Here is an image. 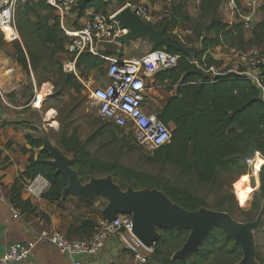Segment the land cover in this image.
I'll return each instance as SVG.
<instances>
[{"label":"trees","instance_id":"16d2710c","mask_svg":"<svg viewBox=\"0 0 264 264\" xmlns=\"http://www.w3.org/2000/svg\"><path fill=\"white\" fill-rule=\"evenodd\" d=\"M220 1L199 0V16L183 17L181 22L187 23V30L192 33V39L187 43L168 32L177 25V21L162 19L151 24L155 28H162L165 35L194 47L190 55L163 45L152 48L178 55L174 67L160 70L153 75L154 81L165 85L167 92L172 91V94L166 95L159 107L154 110L157 118L169 128L171 137L168 143L152 150V160L168 163L181 174L192 175L199 185H205L215 182L220 174L235 173L238 176L247 174L249 169L246 160L258 153L262 162L256 164L259 180V186L254 192L253 204L256 206L257 202L264 200V19L254 21L249 29H245L241 22L231 24L222 22L217 17ZM106 7L107 2L104 0H77L72 10H76L80 15L85 9L92 8L94 12L101 11L107 15L109 13L106 12ZM257 11L264 13V0ZM53 13V9L44 0H24L23 4L17 2L14 14L16 29L19 36L24 39L28 53L26 55L22 48L18 47L16 61L27 73L30 68L36 70L37 67H42L40 56L37 61L34 60L30 41L34 39L37 45L45 48L51 46L56 52L63 50V44L68 46L71 40L62 30L57 15ZM112 47L113 44H106L105 51L97 50V55L88 50L80 52L75 61L76 70H96L99 77H104L105 66L108 63L105 57L118 59L117 55L111 52ZM215 47L227 51L235 50L238 57L247 53L250 47L255 49L259 47L256 50L260 62L256 65L253 75L247 74L245 67L242 66L235 70L227 66L212 75L209 68L218 69L222 64V60L212 56V49ZM113 55L115 57H112ZM53 75L54 85H61L68 90H79L75 76L62 72L61 65ZM80 76L82 77L81 74ZM95 121L98 125L93 137H102L106 132L113 141L126 143V136L120 128L98 117ZM25 137L29 146L39 149V152L36 159L32 156L29 158L25 170L10 186L9 199L21 211L32 213L34 208L31 202L28 199L23 200L20 196L25 184L41 176L48 182V187L40 194V198L59 205L64 201L60 200V194L66 180L45 162L48 155L40 150L41 143L34 139V135L26 134ZM93 137L82 141L76 128H73L70 134L63 135L55 141L73 158V167L83 181L88 180L91 175L102 176L112 173L115 181L123 188L128 184L135 188H157L187 210H196L200 206L210 208L205 197L184 187L143 175L114 162L102 161L87 147L88 140ZM116 178L124 181L126 186L124 187ZM92 202L84 205L90 206ZM215 210L229 213L225 209ZM80 217L82 219L78 226H70L68 233L72 230L74 235L92 236L98 225L97 220L90 215ZM187 233L184 229L161 230V236L152 248L149 263L234 264L241 257L240 248L220 230L214 229L192 256L172 260L171 254L176 249L169 254L166 251L167 247L171 242L182 244ZM223 253L228 257L225 260H218V255Z\"/></svg>","mask_w":264,"mask_h":264},{"label":"built area","instance_id":"2783aa9c","mask_svg":"<svg viewBox=\"0 0 264 264\" xmlns=\"http://www.w3.org/2000/svg\"><path fill=\"white\" fill-rule=\"evenodd\" d=\"M18 1L0 0V31L4 36L2 31L4 27H9L17 33L14 14ZM44 1L57 15L65 35L71 38L67 46L70 59L66 60L62 67L64 72L72 73L76 77L78 76L75 61L80 52L88 50L97 55L95 44L115 42L116 37L125 32V29H122L114 20L113 13L105 15L101 11H93L88 21L80 29L67 31L62 22L76 5L77 0ZM192 1L198 2L199 0ZM120 2L121 6L129 7L143 22L149 24L155 22L154 15L146 4L131 0H120ZM259 3V0H240L239 6H237L234 0H229L227 6L241 15L240 22L245 29H249L254 22ZM105 58L108 60L106 66L108 81L89 87V97L95 106L97 117L120 128L124 135H130L136 144L144 148L154 150L168 143L171 137L169 128L157 118L146 103L147 90L149 89L146 80L160 70L174 67L178 55L161 49L148 51L131 60ZM239 60L253 70L260 62L257 50L242 54L239 56ZM213 69L210 67L209 71L211 70L212 73ZM12 70L13 68H8L6 72L10 73ZM34 93L33 101L36 91ZM33 101L32 106H34ZM5 104L7 103L5 102ZM47 187L48 182L38 176L25 184L24 191L30 198H39ZM97 224L96 231L88 241L68 239L58 231L40 232L37 234V241L47 242L67 255L69 257L67 264H85L74 256L81 253L94 255L111 234H117L124 247L135 254L142 263L147 260L143 252H152L131 233V216L129 214L118 213L112 221L99 218ZM32 255V246L15 241L10 243L0 256V264L26 262Z\"/></svg>","mask_w":264,"mask_h":264},{"label":"crops","instance_id":"0c3cea01","mask_svg":"<svg viewBox=\"0 0 264 264\" xmlns=\"http://www.w3.org/2000/svg\"><path fill=\"white\" fill-rule=\"evenodd\" d=\"M104 1L107 2L105 10L109 14L113 13L121 6L120 0ZM131 1L146 4L154 15V23L164 19L172 22L177 21V24H179L185 15L191 18H197L200 12L198 6L199 2L192 0ZM227 1L229 0L220 1L217 8V17L222 22L229 24L240 22L241 15L231 10L227 6ZM234 2L238 6L240 0H234ZM259 5H261V0ZM92 12L93 9L88 8L79 15L76 10H71L64 17L62 25L67 31L78 30L88 21ZM260 13L262 14V18H264L263 12H256L254 21L259 20L258 17L259 15L261 16ZM175 30L174 26L168 32L174 33ZM106 44H113L111 52L117 55L116 57H118V60L138 58L152 50L154 46L150 39L141 37L122 45L116 42L97 43L95 44L96 51H105ZM216 48L221 49L220 47L212 49L213 58L222 60L221 66L223 65V68L230 65L233 66L232 63L227 65L228 62H226L225 57L223 54L219 53V51L215 53ZM228 53L229 55L236 56L237 61H239V57L235 50H230ZM115 55L112 57H115ZM90 71H94L97 74L96 70ZM95 73L87 77L85 81L87 85L93 86L99 84L97 81L98 78L102 83L108 81L106 75L104 77H99L95 75ZM22 77V74L18 72L16 76L7 78L5 81L8 82H4L5 87H3L2 84L3 77L0 78V256L10 243L18 241L25 245L32 246L33 255L26 262H12L10 264H67L69 262V257L61 253L51 244L44 241H37V234L43 231H58L70 239L88 241L91 236L74 235L72 230L68 233V229L70 226H78L79 221L82 219V217L78 215H90L93 219L98 221V212L102 208L103 200L105 201V199L102 197L97 198L92 202L95 206V210H93V212L82 213L79 212L77 208L80 207L81 203L83 205L85 203L77 201L72 196H67L65 198L66 200L64 199V201L58 205V203H50L40 197L35 199L28 197L27 193L24 191V185L20 191V196L23 200L28 199L31 202L34 212H23L11 203L9 199L10 186L18 175L25 170L29 158L32 156L33 159H36L39 152V149L29 146L25 137L26 134L31 133L29 127L32 124H27L25 122H31L32 118L26 117L30 110L34 109L31 103L33 101L32 98H34L33 94L35 93H33L28 86L24 90L25 94L30 93V99L26 100L24 103L22 101L18 103V100L12 97L13 91L23 86ZM147 80H149L153 86L155 84H160L154 81L153 76L147 78ZM171 94L172 91H168L167 95ZM5 102L7 104H5ZM151 110L154 112L153 109ZM70 199L74 200L77 204H71ZM74 257L80 259L85 264H144L135 254L124 247L117 234L108 236L94 255L81 253ZM147 261H149V259Z\"/></svg>","mask_w":264,"mask_h":264},{"label":"rangeland","instance_id":"374dc122","mask_svg":"<svg viewBox=\"0 0 264 264\" xmlns=\"http://www.w3.org/2000/svg\"><path fill=\"white\" fill-rule=\"evenodd\" d=\"M19 1L22 4L24 3V0ZM258 12L260 11H257V13ZM43 14L44 12L42 13V16ZM258 18L264 19L262 18V14L261 16L259 15ZM50 22H52V20ZM175 29L174 33L169 34L177 36L179 39H183L186 43L192 39V33L189 30H186L188 29L187 23L181 22L175 26ZM15 39L16 38L14 37L4 36L0 31V78L3 77V87H5L4 82H8L5 81L7 78L16 76L19 72L23 76V86L18 87V89L12 93V97L18 100V103H21V101L24 103L26 100L30 99V93L25 94L24 90L28 86L31 88L33 93L34 90L36 92H40L41 89H44L42 99L36 102L37 105L33 107L34 109L30 110L26 118L40 119L44 128L54 141L58 140L63 135L70 134L73 128H76L82 141H86L88 137H93L94 131L98 125L95 121L97 115L95 106L89 97V87H91V85H87L85 81L89 75L94 74L95 72L77 70L78 77L73 74L75 76V80L79 83L78 91L73 89L68 90L61 85H54L52 83L55 78L53 74L58 70L60 65L62 72H64L62 65L66 60L70 59L66 44H63V50L55 52L51 46H49L50 48H45L42 45H37L34 39L30 41V50L34 54V60L37 61L40 56L42 59V64L40 65H42V67H37L36 70H32L30 68V71L27 73L18 64L16 59L19 53L18 47H21L22 51L26 53V55L28 53V49L25 46L24 39L19 36V34L18 38L16 40ZM186 46H190V44H186ZM256 49H259V47ZM256 49L250 47L248 51ZM215 50V53L219 51V53L223 54L226 62H228L227 65L232 63L233 66L230 65V68L233 67L232 69H236L242 66L245 67L247 73L250 75L254 74V70L252 68L239 62L240 60L237 61L236 56L229 55L226 49L216 48ZM8 68H13L12 72L7 73L6 70ZM220 69H223V65L219 66L218 69L214 68L211 74H216ZM95 75L98 74L95 73ZM146 85L149 88L147 90L146 103L148 107L155 110L159 107L161 101L168 94V92L163 84H155L153 86L149 80H146ZM50 109L54 111L53 117L51 120H46L45 113ZM25 123L28 124L29 122ZM29 128L31 130L30 134L38 133L35 126ZM121 135H119V137ZM125 136V139L127 140L126 143L123 142L120 144L118 141L110 139L109 135L104 132L102 137L95 136L88 140L87 147L93 155L102 161L114 162L116 164L129 167L143 175H148L161 181H166L169 184L184 187L199 196H203L211 209L216 208L228 210L231 216L239 222L249 221L255 218L261 204V202H257L256 206L253 204L255 202L254 192L259 186L257 176L258 167L256 168V164H260L262 162L258 153H256L252 158L246 160V164L249 169L247 174H243L241 176H238L235 173L220 174L219 178L215 182L211 184L199 185L192 175H183L168 163L153 162L152 149L139 146L133 141L130 135ZM241 177L249 178L248 184L251 189L248 204L244 207L241 206L233 188L234 182ZM116 179L124 187L126 186L124 181H121L119 178ZM137 185L139 186V184ZM31 198L35 199L34 197ZM70 202L71 204H77L74 200H71ZM104 204L105 201L103 200V205ZM77 209L79 212L87 213L93 212V210H95V206L93 204L90 206L80 204V207ZM255 238L257 243L258 260L261 264H264V218L260 227L255 232ZM179 246H181L180 242H171L166 251L171 254L175 249L179 248ZM143 254H145L147 260L150 259V252L144 251ZM227 257L226 253H223L222 255L219 254L218 260H225ZM147 260L144 261V264L149 263ZM207 264L213 263L210 262Z\"/></svg>","mask_w":264,"mask_h":264},{"label":"water","instance_id":"95a60500","mask_svg":"<svg viewBox=\"0 0 264 264\" xmlns=\"http://www.w3.org/2000/svg\"><path fill=\"white\" fill-rule=\"evenodd\" d=\"M113 14L114 20L125 29V32L115 39L120 45L147 37L154 46L174 48L186 55H190L194 50V47L184 45L179 39L165 35L162 28H155L143 22L127 6H120ZM97 81L102 84L99 78ZM31 123L38 131L34 139L41 143L40 150L48 155L45 162L66 180V185L61 189L60 200L72 196L77 201L89 203L99 197L104 198L105 204L99 210V217L112 221L118 213L129 214L131 233L150 250L160 238L161 230H186L187 236L181 246L171 254L172 260L192 256L210 232L216 229L240 248L241 257L234 264H260L255 232L264 218V200L254 219L239 222L226 211L205 206L187 210L157 188H135L130 184L123 188L115 181L112 173L91 175L88 180L83 181L73 167V158L51 139L42 121L32 118Z\"/></svg>","mask_w":264,"mask_h":264},{"label":"bare ground","instance_id":"6f19581e","mask_svg":"<svg viewBox=\"0 0 264 264\" xmlns=\"http://www.w3.org/2000/svg\"><path fill=\"white\" fill-rule=\"evenodd\" d=\"M2 31L4 32L5 36L8 37H14L17 38L18 34L14 31L11 30L9 27H4L2 29ZM43 90L41 89L40 92H37L35 95V100L33 101L34 107L37 105L36 102L40 101L43 97ZM53 110H47L45 113V117L46 120H51V118L53 117ZM242 178L237 179L234 184H233V188H234V193L237 196L238 200L240 201V204L242 207L246 206L248 204L249 198H250V191H248L250 189V185L248 184L249 182V178L247 177L246 181H242ZM240 185L239 187H237V185ZM242 194H243V200H242ZM251 202V201H250Z\"/></svg>","mask_w":264,"mask_h":264},{"label":"snow or ice","instance_id":"6c2138e0","mask_svg":"<svg viewBox=\"0 0 264 264\" xmlns=\"http://www.w3.org/2000/svg\"><path fill=\"white\" fill-rule=\"evenodd\" d=\"M246 180H247V177H243L241 182L246 181ZM239 186L240 185L238 184L237 187H239ZM248 191H251V189H249ZM242 200H243V194H242Z\"/></svg>","mask_w":264,"mask_h":264}]
</instances>
